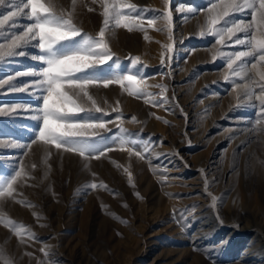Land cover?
Returning a JSON list of instances; mask_svg holds the SVG:
<instances>
[{
    "label": "rangeland",
    "instance_id": "rangeland-1",
    "mask_svg": "<svg viewBox=\"0 0 264 264\" xmlns=\"http://www.w3.org/2000/svg\"><path fill=\"white\" fill-rule=\"evenodd\" d=\"M21 3L4 0L0 19ZM55 3L82 36L105 30L113 59L97 72L125 77L123 87L90 85L95 106L65 89L91 109L77 119L106 124L84 138L112 150L89 159L36 139L42 92L33 82L46 65L33 58L43 54L38 39L24 36L34 21L24 9L0 25V264H264V62L258 52L238 61L243 78L227 67L229 54L247 50L232 43L245 33L216 43L211 0ZM105 3L120 5L133 30L116 27L114 12L105 29ZM224 20L248 23L251 12L230 10L216 27Z\"/></svg>",
    "mask_w": 264,
    "mask_h": 264
},
{
    "label": "snow or ice",
    "instance_id": "snow-or-ice-1",
    "mask_svg": "<svg viewBox=\"0 0 264 264\" xmlns=\"http://www.w3.org/2000/svg\"><path fill=\"white\" fill-rule=\"evenodd\" d=\"M3 2L4 0H0V4ZM95 2L96 0H93V3ZM211 2L212 9L209 10L210 17L207 22V31L209 34L218 37L216 43H222L225 34L235 35L237 31L245 33V37L237 38L232 43L235 45H246L247 50L229 54L227 63V67L234 74L243 78V75L246 74L244 72L245 65L241 64L237 68L233 67L238 61H241L244 57L253 56L254 53L258 52L259 61L264 62V0H244L242 5L236 4L235 0H228V2L219 0L218 4L215 0H211ZM73 4H75V0H73ZM120 7L118 4L108 5L105 3L103 5L105 29L108 27L114 12L115 26L124 27L128 31H132V17L123 14L120 11ZM127 7L135 11L136 6L129 4ZM56 8L55 0H49L47 5L39 2V0H22L16 11H12L0 19V25L16 17L24 9L30 10V14L29 12H24V15L29 20L34 21L30 26H26L24 36L31 34V39H38L39 43L35 46L41 49L43 54L33 58L43 61V64L46 65V67L36 73L40 79L33 82L40 86L42 92L40 96L41 105L31 115V118L42 123V128L38 131L36 139L44 141L45 144L54 145L57 149L63 148L65 151L75 152L81 156L87 155L89 159L93 156L99 158L106 151H111L112 146L105 148L101 146V143L84 138L88 135L84 130L91 128L103 129L106 124L102 121L89 123L83 121L82 118L77 119L76 113L90 112L91 109L77 104L65 89L73 90L72 94L77 96V98L82 95L87 100L92 101L93 106H95V101L87 91L90 85H102L107 88L113 83H120L123 87L125 77L104 78L97 72L96 64H103L113 59V53L105 42V30L102 29L99 32V39L87 34L82 36L81 30L73 23L72 19L65 18L62 12L58 14ZM245 8L251 12V22L232 20L230 24L228 20H224L221 28L216 27L222 18L229 16L230 10L241 12ZM217 9L219 10L217 11ZM89 10L91 11L92 9ZM189 11L194 14L197 13L195 8H190ZM162 18L167 20L169 25L171 24L172 17L170 12L164 14ZM154 22V18L148 20L149 24ZM136 27H139V25H136ZM203 34L201 32V35ZM231 35L229 38H231ZM76 37L81 38L76 40ZM22 39L23 37L18 35L13 44L19 46L16 41ZM8 54L16 55L17 53L9 51ZM18 55H24V52H20ZM131 59L133 63H136L140 58ZM251 68L256 69V63H252ZM89 69L91 71H88ZM257 74L260 80L264 81V71H257ZM126 79L133 85L140 83L134 75H128ZM261 87L264 88V85H261ZM258 99L264 105V95L259 96ZM68 103L72 104L76 112L66 107ZM95 111L100 112L101 109L97 106ZM29 147L30 145H26V150ZM19 174L17 173V175ZM8 187L10 189L11 185ZM90 187L95 189L97 185L92 183ZM0 195H4V193L0 192Z\"/></svg>",
    "mask_w": 264,
    "mask_h": 264
}]
</instances>
